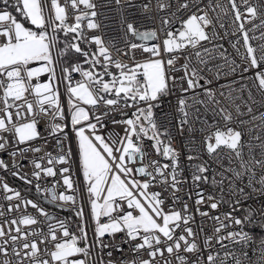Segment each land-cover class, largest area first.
I'll return each instance as SVG.
<instances>
[{
  "label": "snow or ice",
  "instance_id": "obj_1",
  "mask_svg": "<svg viewBox=\"0 0 264 264\" xmlns=\"http://www.w3.org/2000/svg\"><path fill=\"white\" fill-rule=\"evenodd\" d=\"M110 2L120 13L127 51L102 34H87L101 29L94 0H14L15 12L32 27L18 21L11 11L0 10V153L27 159L28 152L44 151L35 146L37 140L47 145L48 137L54 138L58 151L34 156L31 176L39 182L59 175L60 180L44 189L49 193L46 199L61 210L71 211L79 220L73 229L71 218L52 215L0 181L3 200L9 202L0 204V264H173V260L176 264H264V236H254L248 227L258 226L264 232V203L244 207L254 194L264 197V134L254 137L259 144L244 141L242 131L228 126L232 112L201 83L210 85L212 80L202 73L205 69L213 71L207 68L205 56L211 50L204 42L217 39L216 24L224 28L221 14L227 16L231 11L232 30L225 35L237 37L230 41L231 47L245 65L244 73L255 70L253 86L264 96V2L228 0L229 9L220 0L215 4L209 0L203 7L202 0H156V8L165 13L160 17L159 32L141 30L136 21L129 20L122 0ZM0 4L7 6L9 0H0ZM126 5L139 8L141 14L151 11V0L141 4L126 0ZM257 20L259 23H254ZM257 30L258 37L250 35ZM129 36L158 42H130ZM257 40L260 42H251ZM137 49L147 54L140 61L133 55ZM73 51L83 57L82 62L67 60ZM220 57L224 63L214 66L217 78L240 70V64L225 52H220ZM180 58L185 62L177 68ZM223 68L227 71L221 73ZM176 71L183 75H173ZM77 73L78 80L74 76ZM177 87L182 94L202 89L225 122V127L217 125L204 137L201 147H193L192 154L185 157L193 162L190 177L183 175L180 152L173 146L169 130L155 119L160 98L173 94ZM249 98L255 103L251 94ZM177 104L183 132V126L190 125L189 104L183 95L177 98ZM235 111L243 115L239 105ZM247 111L252 113V107ZM116 115L122 118L115 119ZM44 116L49 120L42 134L39 125ZM108 117H113V125L123 126L124 135L104 134ZM251 119H259L258 127L264 129V112ZM244 123L239 121L240 125ZM69 131L75 136L76 161L86 186L79 200L72 170L73 151L67 143ZM146 139L153 142L152 149L161 159L149 158ZM256 148L260 151H254ZM224 160L227 167L222 164ZM212 164L219 169H213ZM12 167L16 169L13 176L33 184L27 173L21 174L22 164L14 162ZM0 169H9L3 158ZM189 179L199 189L191 207L178 194ZM201 184H210L214 192L206 193ZM57 186L64 191L58 192ZM154 186L160 191H152ZM35 188L38 193L42 191L39 183ZM165 192L169 193L167 197ZM184 195L192 199L190 192ZM225 203L230 210L221 213ZM29 206L44 218L46 230L36 227L41 224L36 215L12 216ZM237 212L243 214L237 216ZM197 215L213 222L210 234L202 222H197ZM126 247L130 257L124 255ZM114 251L120 253L119 259L113 258Z\"/></svg>",
  "mask_w": 264,
  "mask_h": 264
},
{
  "label": "built area",
  "instance_id": "obj_2",
  "mask_svg": "<svg viewBox=\"0 0 264 264\" xmlns=\"http://www.w3.org/2000/svg\"><path fill=\"white\" fill-rule=\"evenodd\" d=\"M61 3L64 2V0H60ZM94 2L98 5L96 11L98 12L97 21L101 23V29L97 30L95 32H88L87 34L89 36L102 34L106 40L112 41L114 45L117 47L123 49L124 51H127V48L124 43V32L122 30V26L120 24V13L116 11V6L114 3H111L110 0H94ZM122 2L125 3L126 10L124 12V15L128 17L129 20H134L137 22V25L140 26L141 30H150V29H157L158 32L161 28L160 24V17L165 15V13L160 12L156 8V0H151V11L146 14H141V10L139 8H128L126 5V0H122ZM148 0H133V3L135 4H141V3H147ZM209 2V0H202L201 7L206 5ZM212 2L215 4L216 0H212ZM239 2V0H238ZM253 4H260L264 2V0H250ZM220 3L225 4L230 9V5L228 4V0H220ZM0 10H8L10 9L6 6H0ZM219 12V9L216 10ZM71 13V10H69ZM209 15L214 16L215 13L210 12ZM151 17V18H148ZM221 22L224 23L225 27L220 28L219 23L216 24V31L219 34L217 39L213 40L212 42H204V46L208 47L211 51L205 56V59L208 60L207 68L213 69L212 72L207 71L206 69L203 71V75H205L208 79L212 80V83L210 85L206 84L205 81H201L202 84L205 85L206 88H211L212 91L216 94L217 98L221 101L223 106L227 107L230 112H232L233 120L228 124V126L236 128L243 132V140L244 141H250L252 144H259V141L255 140V136H259L264 134V129L258 127V125L261 123L259 119L253 121L251 118L253 115L259 116L261 112H264V96L261 95L260 92L256 90V88L253 86V72L255 70L249 71L247 73L243 72V65L239 59V56H237L235 50L231 47L230 41H234L237 37L231 36V35H225V32H231L232 25H231V19L232 14L231 11H229V14L227 16H223L221 14ZM73 22L71 15L69 18V23ZM254 23H259V20L254 21ZM175 27H179V24H176ZM246 27H251V25H246ZM161 39L163 38L162 33H160ZM250 35L259 36L260 30L255 31L254 33H250ZM130 42L135 43H146L148 45H151L152 43H157L158 41H152V42H139L136 40L135 37H128ZM253 44L259 43L260 41H251ZM243 41L241 40V45ZM219 45H223V48H218ZM93 49L95 46H92ZM225 52L228 58L235 59L237 64H240V70L236 73H230L228 75L221 74L219 78L216 77L215 74V65L223 64L224 60L220 57V52ZM241 51H243V48H241ZM133 55L137 61H140L145 58L147 54L142 53L139 49L134 50ZM67 60L69 62H77L80 61L74 57L72 53H70L69 58L67 57ZM125 60H127V57H125ZM184 59L180 58L177 62L176 67L179 68L180 65L184 63ZM193 63H196L195 59L193 58ZM221 73L226 72L227 69L223 68L220 70ZM242 74V75H241ZM173 75L179 77L183 75L182 71H176L173 73ZM75 79H80L79 74H74ZM42 79H46V77H42ZM185 88L187 87V84L185 83L183 85ZM61 91H63V86L61 88ZM223 92L224 96H219V93ZM249 94H251V97L254 98L255 103H253V100L249 98ZM183 95L188 104L189 108L187 111L189 112V121L190 125H184L183 126V132L180 131V124L179 121L182 118V114L178 111V104H177V98ZM229 96H231V101L229 100ZM64 97L62 96V99ZM29 99H33L31 96ZM195 101L203 100L205 103H194ZM159 107H157L155 112V119L157 123L163 127H166L173 139V146L179 150L180 152V167L184 169L183 175L185 177H190V167L193 162L186 160V156L189 154H192L190 150L193 147L200 148L201 142L203 141L204 137L208 135L209 131H214L215 127L218 125L221 128L225 127V122L222 120L221 115L218 113L217 105L213 104L212 102L208 101L207 96L205 95L204 91L202 89H196L195 92H188V93H181L179 88L173 89V94L165 95L160 98L159 101ZM236 105L240 106V110L243 113V115H238L235 111ZM2 106V105H0ZM248 106H251L253 111L252 113H249L247 111ZM67 111V108L65 109ZM129 110V114H130ZM113 117H108L105 120V123L107 124V128L104 129V134L106 136H110L113 133H118L120 135H124V128L121 125H113L110 121ZM115 119H121L122 117L119 115H116L114 117ZM49 120L48 116H44L41 118V122L39 125V129L41 133H44L45 129V122ZM244 121L245 123L243 125L239 124V121ZM189 127L192 128V131H189ZM201 129H204V131H201ZM251 130V131H250ZM68 141L71 145L72 151H73V165L72 170L75 173V180L77 183V186L79 187V194H78V200L80 196L85 194V184L83 182V178L81 175V172L78 167V163L76 161V152H77V144L75 141L74 133L69 131L68 132ZM152 141L145 140L144 144L146 147V150L150 153V159H161V157L157 156L155 151L152 149ZM35 146L41 147L44 151L41 153L33 154L32 152H28L26 154L27 159L16 156L15 158L9 156L6 152L0 153V158H3L6 163L9 164V169L7 171L0 169V181L6 182L9 184V186L19 190L27 199H31L38 204H40L41 207L45 208L47 211H49L52 215L58 216L61 219H67L71 218L74 223H72V228L75 229L76 224L79 223V220L76 219V217L73 215L71 211L67 210H61L57 205L51 204L48 202L46 197L49 196V193L44 191L46 188H50L53 183L56 180H60L59 175L57 177H45L42 178L39 182L35 181V179L31 176V172L33 171V167L31 164V160L34 156H43L45 151H51L53 154H56L58 149L56 148V140L52 137H48V143L45 145L43 140H37L35 142ZM21 147H24L23 145ZM247 151V149L245 150ZM254 151L259 152V148L254 149ZM207 159V156L204 157ZM16 164H22L23 167L20 169L21 174H28V177L30 179H33V184L29 185L24 183L23 180L19 179L17 176H13L12 172L16 169L12 167L13 163ZM162 162H169V161H163ZM222 164L227 167L228 161L224 160L222 161ZM66 166V165H65ZM62 167L61 165H57V168ZM219 165L212 164L213 169H219ZM211 176V172L209 173ZM39 183L41 186L42 191L37 192L35 188V184ZM62 185V181H61ZM200 188L204 189L206 193L213 192V188L209 184H201ZM152 191H160L159 186H154ZM57 191H64V188L62 186H57ZM199 191V189L195 188L191 184V181L189 179L188 183H185L183 185V188L179 195L182 196L183 199L187 200L189 203V206L191 207L193 205V201L195 199V192ZM185 192H190L192 194V199H188L187 196L184 195ZM71 194V193H69ZM169 195L168 192L164 193V196L167 197ZM9 202L3 200V192L0 190V204L7 205ZM12 203H16V201H13ZM169 204H171V200L168 201ZM261 203H264V197H259L258 195L254 194L253 199L246 200L244 202V207L247 208V206L251 205L252 207H259ZM179 206V205H178ZM85 212H88V204L85 202L84 204ZM167 207V205L165 206ZM207 210V209H205ZM229 204L225 205L223 204L220 208V212H227L229 211ZM32 214L36 215L38 219L41 221L40 225H37L36 227H45L46 230V222L44 221L43 217H40L37 213V211L30 206L27 207L25 210L23 207L19 212L12 213V216H19L21 214ZM212 215H216L215 212L211 213ZM237 216H240V212L235 213ZM11 218V217H9ZM197 222H202L205 226V232L211 233L213 229V222L207 219H203L197 215L196 217ZM255 236V235H254ZM105 241H108V237H105ZM116 241H120V236L116 237ZM125 256L130 257V253L128 252L127 247L125 248ZM113 258L119 259L120 253L113 252ZM105 259L107 257L105 256ZM253 259L256 260L257 258L253 256ZM173 264H176V261L173 260Z\"/></svg>",
  "mask_w": 264,
  "mask_h": 264
},
{
  "label": "trees",
  "instance_id": "obj_3",
  "mask_svg": "<svg viewBox=\"0 0 264 264\" xmlns=\"http://www.w3.org/2000/svg\"><path fill=\"white\" fill-rule=\"evenodd\" d=\"M13 3H14V0H9V4H8L6 7H8V8L10 9V11L13 13V15L16 16V18H17L18 21L24 22L26 27H32L28 22H26V21L23 20V17H21L19 13H16V12H15V9L12 7V4H13ZM0 6H5V5L0 4ZM59 35H60L61 39L63 40V39H64L63 34L61 33V34H59ZM61 46H63V45H61ZM81 46H82V47H85V45H81ZM73 52H74V51H73ZM70 53H72V52H70ZM70 53H69V54H70ZM70 63H71V62H70ZM113 71H115V69H113ZM209 185H210V184H209ZM210 186H211V185H210ZM211 187H212V186H211ZM212 188H213V187H212ZM213 192H214V188H213ZM225 205H228V203H225ZM240 214L242 215L243 213L240 212ZM248 227H249L250 229H252V234L255 235L256 237L264 236V232H261L258 226H257L256 228H254V229L252 228L251 225L248 226Z\"/></svg>",
  "mask_w": 264,
  "mask_h": 264
},
{
  "label": "rangeland",
  "instance_id": "obj_4",
  "mask_svg": "<svg viewBox=\"0 0 264 264\" xmlns=\"http://www.w3.org/2000/svg\"><path fill=\"white\" fill-rule=\"evenodd\" d=\"M72 54L74 55V57L78 60H80L81 62L83 61V57H81L79 54H76L74 52H72ZM70 54L68 55L69 58ZM85 67H87V65H84Z\"/></svg>",
  "mask_w": 264,
  "mask_h": 264
},
{
  "label": "water",
  "instance_id": "obj_5",
  "mask_svg": "<svg viewBox=\"0 0 264 264\" xmlns=\"http://www.w3.org/2000/svg\"><path fill=\"white\" fill-rule=\"evenodd\" d=\"M136 40H137V41H139V42H141V41H140V40H138L137 38H136ZM143 42H144V41H143ZM147 42H152V41H147Z\"/></svg>",
  "mask_w": 264,
  "mask_h": 264
}]
</instances>
